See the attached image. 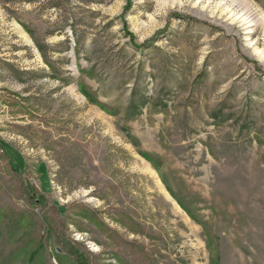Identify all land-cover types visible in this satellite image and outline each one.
Wrapping results in <instances>:
<instances>
[{"label":"rangeland","instance_id":"374dc122","mask_svg":"<svg viewBox=\"0 0 264 264\" xmlns=\"http://www.w3.org/2000/svg\"><path fill=\"white\" fill-rule=\"evenodd\" d=\"M260 56L264 0H0V264H264Z\"/></svg>","mask_w":264,"mask_h":264},{"label":"bare ground","instance_id":"6f19581e","mask_svg":"<svg viewBox=\"0 0 264 264\" xmlns=\"http://www.w3.org/2000/svg\"><path fill=\"white\" fill-rule=\"evenodd\" d=\"M232 16H235V19H239V21L241 23L245 24L246 25V28L253 27L256 24L254 14H251L250 12H248V13H240V14H238L236 12V13H232ZM261 18L263 20V17H261ZM250 31L251 30H248V33ZM260 57L264 60V57H262V56H260Z\"/></svg>","mask_w":264,"mask_h":264},{"label":"trees","instance_id":"16d2710c","mask_svg":"<svg viewBox=\"0 0 264 264\" xmlns=\"http://www.w3.org/2000/svg\"><path fill=\"white\" fill-rule=\"evenodd\" d=\"M76 257L75 264H89L88 260H86L81 253H76Z\"/></svg>","mask_w":264,"mask_h":264}]
</instances>
